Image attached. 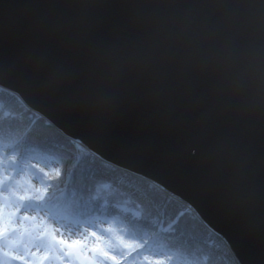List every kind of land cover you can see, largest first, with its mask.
Returning a JSON list of instances; mask_svg holds the SVG:
<instances>
[{
  "label": "water",
  "instance_id": "95a60500",
  "mask_svg": "<svg viewBox=\"0 0 264 264\" xmlns=\"http://www.w3.org/2000/svg\"><path fill=\"white\" fill-rule=\"evenodd\" d=\"M0 90L264 264V0H0Z\"/></svg>",
  "mask_w": 264,
  "mask_h": 264
},
{
  "label": "trees",
  "instance_id": "16d2710c",
  "mask_svg": "<svg viewBox=\"0 0 264 264\" xmlns=\"http://www.w3.org/2000/svg\"><path fill=\"white\" fill-rule=\"evenodd\" d=\"M2 183L44 224L88 227L96 235L102 233L96 226H105L125 250L118 241L117 251L100 249L104 264H237L189 207L149 181L105 165L0 90V189ZM6 250L1 240L0 251Z\"/></svg>",
  "mask_w": 264,
  "mask_h": 264
},
{
  "label": "rangeland",
  "instance_id": "374dc122",
  "mask_svg": "<svg viewBox=\"0 0 264 264\" xmlns=\"http://www.w3.org/2000/svg\"><path fill=\"white\" fill-rule=\"evenodd\" d=\"M2 185L0 241L5 242L7 250L0 251V264H104L100 249L110 253L116 250L117 241L120 243L115 234H108L109 230L102 225L96 227L103 234L96 235V231L88 227L71 230L56 223L44 224L18 206L16 197L9 195ZM22 234H27L23 238L28 237L29 241L24 242ZM118 246L119 250L123 248L121 243ZM17 252L22 253L23 258L18 259Z\"/></svg>",
  "mask_w": 264,
  "mask_h": 264
},
{
  "label": "bare ground",
  "instance_id": "6f19581e",
  "mask_svg": "<svg viewBox=\"0 0 264 264\" xmlns=\"http://www.w3.org/2000/svg\"><path fill=\"white\" fill-rule=\"evenodd\" d=\"M80 148H82V147H80ZM83 149V148H82ZM84 150V149H83Z\"/></svg>",
  "mask_w": 264,
  "mask_h": 264
}]
</instances>
